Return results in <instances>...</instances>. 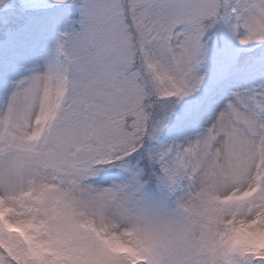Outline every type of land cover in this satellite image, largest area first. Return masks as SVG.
<instances>
[{"label": "snow or ice", "instance_id": "obj_1", "mask_svg": "<svg viewBox=\"0 0 264 264\" xmlns=\"http://www.w3.org/2000/svg\"><path fill=\"white\" fill-rule=\"evenodd\" d=\"M0 264H264V0H0Z\"/></svg>", "mask_w": 264, "mask_h": 264}]
</instances>
